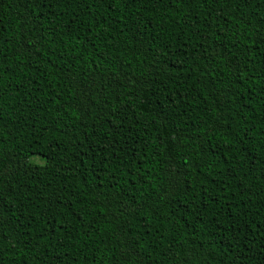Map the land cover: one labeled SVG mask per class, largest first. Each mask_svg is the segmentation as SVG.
Listing matches in <instances>:
<instances>
[{
  "label": "trees",
  "instance_id": "16d2710c",
  "mask_svg": "<svg viewBox=\"0 0 264 264\" xmlns=\"http://www.w3.org/2000/svg\"><path fill=\"white\" fill-rule=\"evenodd\" d=\"M0 264H264V0H0Z\"/></svg>",
  "mask_w": 264,
  "mask_h": 264
},
{
  "label": "rangeland",
  "instance_id": "374dc122",
  "mask_svg": "<svg viewBox=\"0 0 264 264\" xmlns=\"http://www.w3.org/2000/svg\"><path fill=\"white\" fill-rule=\"evenodd\" d=\"M36 161L40 162L41 160L39 158H36Z\"/></svg>",
  "mask_w": 264,
  "mask_h": 264
}]
</instances>
